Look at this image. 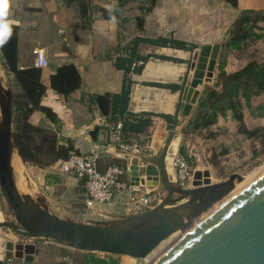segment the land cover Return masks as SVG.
Masks as SVG:
<instances>
[{"label": "crops", "instance_id": "obj_1", "mask_svg": "<svg viewBox=\"0 0 264 264\" xmlns=\"http://www.w3.org/2000/svg\"><path fill=\"white\" fill-rule=\"evenodd\" d=\"M91 6L90 27L84 26L77 4L68 5L67 0H9L6 20L11 22V28L19 29L22 68L37 67V50L47 56L50 67L42 76L47 87L42 104L56 114L60 123H52L43 112H34L29 121L57 131L62 144L71 143L75 151L89 154L95 145L109 143L110 131L99 124L104 115L89 97L121 95L130 90L128 107L118 121L125 125L124 141L99 160L102 172L114 166L126 168L121 180L130 190L121 192L109 204L88 209L80 180L62 173L55 164L44 168L27 165L15 150L11 167L20 195L38 207L81 223H112L141 213L133 204V191L158 189L142 187L141 179L157 174L145 172L151 167L148 159L163 147V142L154 138L156 125L158 120L172 124L182 108L195 54L204 46L222 45L214 77L199 87L202 97L208 87L217 83L222 61L227 73L238 72L250 63L246 48L228 51L225 45L243 14L257 13L264 19V0H238L237 7L228 0H91ZM138 18L144 19L141 30ZM263 19L258 21L257 53L251 60L259 64L264 63ZM118 60H122L121 69ZM65 65L77 67L83 81L82 87L69 97L58 94L51 86V76ZM0 82L10 90L1 57ZM257 98L263 99L264 95ZM200 99L191 116L180 123L178 133L183 140L180 148L171 146L170 155L174 158L179 153H195L196 147H192L190 136L184 132ZM231 118L232 113L227 112L214 125L201 129H223L228 135L224 129H228ZM1 119L0 109V123ZM145 121L150 124L144 127ZM195 171L204 170L197 167ZM12 219L0 213V223ZM73 251L77 250L52 242L25 241L6 228L0 229V264H67L65 254Z\"/></svg>", "mask_w": 264, "mask_h": 264}, {"label": "water", "instance_id": "obj_2", "mask_svg": "<svg viewBox=\"0 0 264 264\" xmlns=\"http://www.w3.org/2000/svg\"><path fill=\"white\" fill-rule=\"evenodd\" d=\"M222 45H207L195 54L192 74L182 95V108L172 124L158 120L154 138L163 142L141 179L142 187L163 191L154 209L112 223H81L59 218L18 192L11 167L16 149L12 95L0 82V223L25 241L52 242L74 250L145 260L179 231L184 236L153 264H264V175L215 208L235 188L238 175L212 183L209 171H197L188 189L178 184L171 146L180 148V123L197 105L199 87L214 77Z\"/></svg>", "mask_w": 264, "mask_h": 264}, {"label": "trees", "instance_id": "obj_3", "mask_svg": "<svg viewBox=\"0 0 264 264\" xmlns=\"http://www.w3.org/2000/svg\"><path fill=\"white\" fill-rule=\"evenodd\" d=\"M154 3L155 0H151ZM238 6V0H228ZM68 5L77 4L80 9L84 26L90 27L91 0H67ZM257 13H245L234 24L230 40L225 45L226 50L242 51L250 45L253 39L257 41L258 21ZM264 20V19H263ZM138 28L144 27V19L138 18ZM12 34L7 42L0 46V57L9 76L10 91L14 116V141L16 149L27 165L44 168L59 161L66 160L75 151L74 146L62 144L57 131H51L30 123V116L34 112H43L54 124L60 121L56 114L42 104L47 93V87L42 82L43 72L38 67H21L19 53V29L12 27ZM184 48L186 44H182ZM122 60L117 61L118 68H123ZM50 67V66H49ZM127 71V70H126ZM80 71L74 65H65L56 70L51 76V86L58 94L69 97L82 87ZM264 95V63H249L244 69L227 73L225 62L220 65L218 81L213 87H208L200 99L198 110L188 124V130L199 131L214 125L220 116L227 112L233 113L241 123V133L253 140L264 136V128L249 129L243 122L240 111L244 101L251 102L254 98ZM130 100V90L126 89L121 95L105 94L89 97V101L96 104L102 114L112 123H117L126 112ZM143 122V126L149 125ZM125 129V125H123ZM126 168H124L125 170ZM126 171V170H125ZM67 264H120L118 257L100 255L83 251L67 252Z\"/></svg>", "mask_w": 264, "mask_h": 264}, {"label": "rangeland", "instance_id": "obj_4", "mask_svg": "<svg viewBox=\"0 0 264 264\" xmlns=\"http://www.w3.org/2000/svg\"><path fill=\"white\" fill-rule=\"evenodd\" d=\"M246 52L251 63V60H253L257 53L255 40L252 39L250 41ZM240 111L243 113V122L248 128L251 127L252 130L264 128V98H254L251 102L244 101ZM232 116L233 118L228 120V129H224L228 131V135L224 134L223 129H201L194 131L190 128L188 130V135L190 136L189 142L192 147H196L194 149L195 153L194 155L189 153L188 156L184 155L194 170L200 167L204 170L202 172L209 171L211 173V181L214 184L224 182L232 175L240 176V179H236L235 188L228 196L237 190L238 184L240 185H238V189L241 188L239 192L236 191V195L247 189V187H250L264 175V136L253 140L249 139L241 133V123L234 117L233 113ZM229 129H234V131H230ZM195 154H198V162ZM183 236L184 232L179 231L176 233L160 247V252H166ZM118 259L120 264H148L147 260L131 257H118Z\"/></svg>", "mask_w": 264, "mask_h": 264}, {"label": "built area", "instance_id": "obj_5", "mask_svg": "<svg viewBox=\"0 0 264 264\" xmlns=\"http://www.w3.org/2000/svg\"><path fill=\"white\" fill-rule=\"evenodd\" d=\"M35 54L37 57L36 66L42 70H47L50 65L45 52L37 50ZM99 124L110 131L112 138L109 143L95 145L89 154L72 153L68 159L55 164L62 173L74 175L80 180L85 190V204L88 209L109 204L114 201L118 194L130 190L128 184L121 180V177L126 173L123 168L114 166L106 172H102L99 168V160L103 155L123 143V124L121 122L112 123L105 116L100 117ZM174 165L177 171L178 184L184 189L190 188L194 180L195 170L190 166L188 159L179 153L174 158ZM164 197L165 194L160 189L144 193L138 189L133 191V204L137 210L144 212L160 205ZM154 257L152 254L145 260L151 264Z\"/></svg>", "mask_w": 264, "mask_h": 264}, {"label": "clouds", "instance_id": "obj_6", "mask_svg": "<svg viewBox=\"0 0 264 264\" xmlns=\"http://www.w3.org/2000/svg\"><path fill=\"white\" fill-rule=\"evenodd\" d=\"M9 0H0V46H3L12 34L11 22L6 20Z\"/></svg>", "mask_w": 264, "mask_h": 264}, {"label": "bare ground", "instance_id": "obj_7", "mask_svg": "<svg viewBox=\"0 0 264 264\" xmlns=\"http://www.w3.org/2000/svg\"><path fill=\"white\" fill-rule=\"evenodd\" d=\"M249 179V178H248ZM248 181V180H247ZM246 183V182H245ZM239 185V184H238ZM238 185H237V190L236 191H238L239 192V189L241 188H239L238 189ZM240 186V185H239ZM245 186V185H244ZM243 188V187H242ZM248 188V187H247ZM242 190V189H241ZM240 190V191H241ZM245 190V189H244ZM236 191H234L230 196H228L223 202H220V203H218L217 205H216V207L215 208H219L221 205H223L225 202H227V201H229L230 200V198H233L235 195H236ZM238 195V194H237ZM162 252H160V248L158 249V250H156L154 253H153V255H155V257H154V259L152 260V262L154 263L157 259H159L161 256H159L160 254H161ZM163 254V253H162ZM156 259V260H155ZM151 262V263H152ZM152 263V264H153Z\"/></svg>", "mask_w": 264, "mask_h": 264}]
</instances>
